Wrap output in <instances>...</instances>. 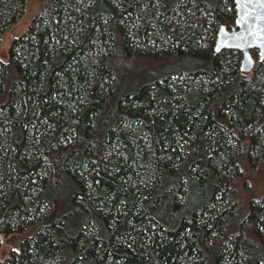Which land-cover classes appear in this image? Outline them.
<instances>
[{"label": "trees", "instance_id": "obj_1", "mask_svg": "<svg viewBox=\"0 0 264 264\" xmlns=\"http://www.w3.org/2000/svg\"><path fill=\"white\" fill-rule=\"evenodd\" d=\"M24 1L0 0V35ZM122 1L39 0L44 17L0 62V264L264 263L219 208L241 172L233 149L264 155V61L241 73L231 51L200 47L234 27L232 0H187L181 33L162 23L181 0H155L157 16L153 0ZM143 62L156 72L131 71ZM122 121L141 138L112 134ZM245 221L264 249V186Z\"/></svg>", "mask_w": 264, "mask_h": 264}, {"label": "rangeland", "instance_id": "obj_2", "mask_svg": "<svg viewBox=\"0 0 264 264\" xmlns=\"http://www.w3.org/2000/svg\"><path fill=\"white\" fill-rule=\"evenodd\" d=\"M119 1L121 4H118V5H122L123 1L122 0H119ZM207 1L209 4H214L216 0H207ZM158 4H159L158 1H155V0L149 3V8L153 10L155 16H157L159 13ZM176 7H180L182 11L177 10L175 11V15L173 16L169 15V17L166 16V18L168 17L167 22H166V18H164L162 20L163 21L162 23H165L167 25V23L169 22V26L180 23L181 24L180 33H181L183 31L182 21L185 20V17H188V15H190L189 12L191 11H190V6L188 7L187 0L185 2L181 0L176 5ZM21 8H22V11L20 15H18L14 19L13 23L10 26H8L6 30L0 35V62H2L3 64L7 62V53H8L11 39L13 37L16 38L22 35L24 31L27 29L31 19L34 16H39L41 18L44 17V14L41 13V7H40L39 0H25ZM216 30H217V26L214 28V31L211 37L210 38L207 37L206 42L202 43V45L200 46L202 48V51L205 52L207 50L208 41L209 42L214 41V35H215ZM131 34H133V31L132 32L130 31L129 35ZM147 45H153L152 47L153 50L151 53L153 52L160 53V52L166 51V48L158 47L159 46L158 43H154L152 41H149V44ZM132 47L134 49V47H136V44H132ZM253 55L255 56V53ZM224 58L225 59L223 60V63H224L223 65L227 63L232 66L235 63L237 64V67L239 66V59H240L239 53L231 51V54H228V55L224 54ZM235 59H238V61H235ZM258 62L259 61L257 60L256 57L253 58L252 69L257 66ZM155 67H156V64L154 63L143 62V64H140V63L135 64L132 67L131 71L142 68V70H145V72L151 71L150 73H153V72L155 73L156 72ZM174 81H176L180 87L188 84L187 81H185L182 78H179V79L172 78L171 83H174ZM199 82L200 81H197L196 84H199ZM122 123L124 122L123 121L120 122V127L123 125L125 126L121 127L120 129L118 128L116 131H113L112 134L114 133L116 134V132L119 130L120 133H125L124 138L130 139L131 141H137L139 138H141V131H139L137 127H135L137 126L135 123L125 122L123 125H121ZM140 140L142 141V139ZM70 142H71L70 138L66 137V139L62 141V145H65L66 147V145H69ZM103 147L104 148L102 149L98 157L99 161L102 160V161L107 162V160L110 159L111 155H115V154L117 155L115 151L119 147L118 145H116L113 149H111V147L109 146H103ZM94 151H95L94 148H91L92 154L94 153ZM243 154L247 156L249 160H247L245 156H243ZM233 156L236 158L240 156L242 157L241 160L239 158L237 159V161L239 160L238 166L241 172H240L239 177L235 178L232 184L229 186L227 197L224 198L219 208L222 209L225 207L228 210L229 217H231L226 227L228 234L238 235L237 239L239 238V241L242 238L244 240L243 247L246 249H251V253H253L255 257L258 255H262V254L264 255V249H259L256 247L257 241L254 238V235L252 234L253 233L252 228L249 227L248 223L245 221L248 215V207H249L250 202H253V201L258 202L261 199V196L263 194L264 155L259 156V155L250 154L249 151L243 145L241 147V150L240 149L238 150V148L233 149ZM146 180H147L146 183H150L149 188L153 187V185H151L152 184L151 179L148 178ZM227 217L228 216L224 218L225 221ZM224 225H226V223ZM24 233H28V231H25ZM18 238L20 239L21 236H19ZM222 238H224L223 235H222ZM234 238L236 237L232 236L231 239L226 238L225 241L233 240ZM220 241H221V236L217 235L215 239V243H219ZM262 257L264 258V256ZM0 259H1V256H0ZM244 260H245V257L242 256L240 259V262L242 263ZM208 264H212L211 257L208 259ZM257 264H264V263L257 262Z\"/></svg>", "mask_w": 264, "mask_h": 264}, {"label": "water", "instance_id": "obj_3", "mask_svg": "<svg viewBox=\"0 0 264 264\" xmlns=\"http://www.w3.org/2000/svg\"><path fill=\"white\" fill-rule=\"evenodd\" d=\"M232 4L234 27L229 30L223 25L217 27L213 53H239L238 70L248 73L252 70L253 58L264 61V0H232Z\"/></svg>", "mask_w": 264, "mask_h": 264}, {"label": "flooded vegetation", "instance_id": "obj_4", "mask_svg": "<svg viewBox=\"0 0 264 264\" xmlns=\"http://www.w3.org/2000/svg\"><path fill=\"white\" fill-rule=\"evenodd\" d=\"M215 36V35H214Z\"/></svg>", "mask_w": 264, "mask_h": 264}]
</instances>
